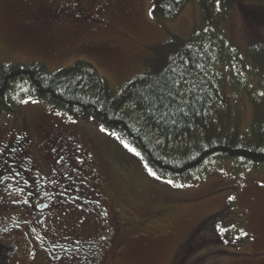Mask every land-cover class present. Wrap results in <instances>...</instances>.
<instances>
[{
	"label": "rangeland",
	"instance_id": "rangeland-1",
	"mask_svg": "<svg viewBox=\"0 0 264 264\" xmlns=\"http://www.w3.org/2000/svg\"><path fill=\"white\" fill-rule=\"evenodd\" d=\"M75 1L0 0V64L40 62L55 71L85 60L118 88L153 70L180 40L201 29V6L209 2L190 0L177 17L165 19L149 15L156 0H80L83 14L72 18ZM34 11H42L38 21L30 17ZM225 32L249 65L255 61L264 68V4L238 1L229 12ZM6 106L9 109L0 105V164L7 158V148H13L15 133L24 129L29 131V143L18 158L29 156L34 170L44 176L58 166L66 168L67 162L56 160L60 145L77 146L75 157L82 165L78 167L90 177L93 189L99 196L107 194V205L117 204L130 219L131 228L119 229L103 243L99 264H264V168L236 170L226 160L203 180L152 176L141 156L121 142L126 141L108 129L101 131L98 123L74 120L42 99L25 97L15 107ZM241 109L246 126L251 103L244 100ZM84 164L90 168L84 169ZM0 190L14 205L21 197L24 201V209L14 213L18 218L9 210L0 211V241L8 242L7 233L19 231L22 242V226L28 223L22 217L37 204L27 189ZM52 198L60 199L55 193ZM60 203L50 204L48 214L61 212L70 221L77 214L74 205ZM87 218L86 237L94 229L98 232L95 214ZM217 225L227 231H219ZM241 231L247 235L241 236ZM13 236L18 240L17 234ZM26 250L24 244L21 251ZM91 254L96 252L88 250L89 259ZM5 256L0 251V264H6Z\"/></svg>",
	"mask_w": 264,
	"mask_h": 264
},
{
	"label": "trees",
	"instance_id": "trees-1",
	"mask_svg": "<svg viewBox=\"0 0 264 264\" xmlns=\"http://www.w3.org/2000/svg\"><path fill=\"white\" fill-rule=\"evenodd\" d=\"M189 1L156 0L152 12L174 19ZM238 1L203 4L201 29L118 88L85 60L55 71L40 62L1 63L0 105L45 100L115 132L156 174L173 180H203L226 160L236 170L264 168V68L249 65L225 32ZM243 99L252 106L246 126Z\"/></svg>",
	"mask_w": 264,
	"mask_h": 264
},
{
	"label": "flooded vegetation",
	"instance_id": "flooded-vegetation-1",
	"mask_svg": "<svg viewBox=\"0 0 264 264\" xmlns=\"http://www.w3.org/2000/svg\"><path fill=\"white\" fill-rule=\"evenodd\" d=\"M79 1L76 0L73 4V12H70L72 18H77L81 13L83 14V6L81 7ZM47 10L56 13L55 9L48 8ZM41 12L34 11L30 17L34 21H38ZM84 15L87 16L85 13ZM74 134L77 137L76 131ZM29 138L28 129H24L22 133L16 132L13 138V148H7L9 149V152L5 154L7 158L0 164V189L5 187L12 190L27 189V193L33 197V204H37L33 210L31 209L30 215L27 213L22 217V219H28V223L25 224V222L22 226V230H24L22 242L19 231L7 233L8 242L0 241V251L6 253V264H11L14 259L13 264L102 263L103 243L110 238L109 235L112 233H119L123 229L131 228L130 219L120 212L121 209L117 204L107 205V194L99 196L97 191L93 189L92 182L89 180L90 177L83 174V170L80 168L82 165L76 160V151L79 149L77 146L68 143L60 145L55 151L56 160L67 162L66 168L65 166H58L53 169L50 176H44L34 170L32 159L29 156L26 155V159L18 158L22 146L24 148L28 146ZM89 168V165L84 164V169ZM11 179L12 184L7 182ZM53 193L60 198L58 201L52 198ZM21 198L20 202L14 205L15 202L9 199L8 194L0 190V211L9 210L13 212V218H18L15 217L14 213L21 208L24 209L22 205L24 201ZM62 198H68L69 201L67 202L66 199ZM60 202L74 205L77 214L70 216V221L64 219L63 215H60L61 212L48 214L47 207L50 204H61ZM103 203L106 204V208L102 207ZM91 213L96 216L98 226L95 227L98 232L95 233L96 229H94L92 230L93 233L89 232V237H86L87 222L85 223L83 220L88 219L87 217ZM77 215H80L81 218ZM7 217L9 216L6 215L4 220ZM117 228L118 231H116ZM13 234L18 235V240ZM35 236L38 239H35ZM24 244H27L25 255L21 251ZM88 250L95 251L97 255L91 254L92 259H89L90 255L87 257Z\"/></svg>",
	"mask_w": 264,
	"mask_h": 264
},
{
	"label": "snow or ice",
	"instance_id": "snow-or-ice-1",
	"mask_svg": "<svg viewBox=\"0 0 264 264\" xmlns=\"http://www.w3.org/2000/svg\"><path fill=\"white\" fill-rule=\"evenodd\" d=\"M218 5H219V0H217V6H218ZM157 6H158V5H156V4L153 5L154 8L157 7ZM149 15H152V11H151V10L149 11ZM262 95H264V93H262ZM101 131H107V130L104 129L103 126H101ZM110 134L113 135V136H116V133H110ZM117 139H119L118 136H117ZM121 142L124 143V146H125L126 148H128L130 151L134 152L135 155H137V156L140 155V153L137 152L135 148L130 147L127 143H125V142H123V141H121ZM146 167H147V165H146ZM148 171H149V173H150L152 176H156V175H157L156 172L153 171L151 168H149ZM167 183H168V184H173V181H172V180H168ZM228 199L231 200V199H234V198H233V197H228ZM233 227H234V225H233ZM217 228H218L219 231H221V232H226V231H227V229L220 227V225H217ZM240 235H241V236H245V235H247V233L241 231Z\"/></svg>",
	"mask_w": 264,
	"mask_h": 264
}]
</instances>
